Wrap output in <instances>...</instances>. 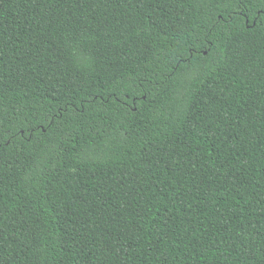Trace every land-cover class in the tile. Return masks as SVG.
Here are the masks:
<instances>
[{
	"label": "trees",
	"instance_id": "obj_1",
	"mask_svg": "<svg viewBox=\"0 0 264 264\" xmlns=\"http://www.w3.org/2000/svg\"><path fill=\"white\" fill-rule=\"evenodd\" d=\"M0 264H264V0H0Z\"/></svg>",
	"mask_w": 264,
	"mask_h": 264
}]
</instances>
